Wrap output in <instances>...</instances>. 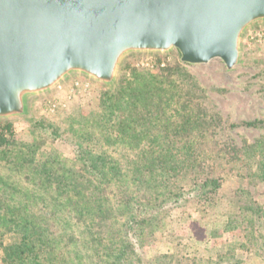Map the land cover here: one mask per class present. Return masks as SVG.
<instances>
[{"label": "trees", "instance_id": "16d2710c", "mask_svg": "<svg viewBox=\"0 0 264 264\" xmlns=\"http://www.w3.org/2000/svg\"><path fill=\"white\" fill-rule=\"evenodd\" d=\"M98 107L91 116L68 113L65 130L32 118L27 142L16 138L11 121L0 124V264H144L135 249L165 227L170 200L182 198L195 201L196 223L221 217L224 231L240 227L250 211L256 219L245 229L246 243H232L216 258L175 249L152 263L218 264L259 238L264 207L249 191L231 201L218 190L223 173H243V152L254 164L250 176L264 179V137L241 147L220 140V117L183 63L131 68L103 89ZM66 132L76 145L71 157L43 149Z\"/></svg>", "mask_w": 264, "mask_h": 264}, {"label": "water", "instance_id": "95a60500", "mask_svg": "<svg viewBox=\"0 0 264 264\" xmlns=\"http://www.w3.org/2000/svg\"><path fill=\"white\" fill-rule=\"evenodd\" d=\"M264 23V0H0V120L71 75L114 87L131 53L239 64L245 33Z\"/></svg>", "mask_w": 264, "mask_h": 264}, {"label": "rangeland", "instance_id": "374dc122", "mask_svg": "<svg viewBox=\"0 0 264 264\" xmlns=\"http://www.w3.org/2000/svg\"><path fill=\"white\" fill-rule=\"evenodd\" d=\"M260 27H264V23L255 24L245 33L240 50V62L231 70H227L218 59L206 64L183 63L205 89L215 112L220 117L218 123L221 125L218 129L222 131L219 133V139L231 138L238 147L264 137V42L257 40V37L249 39V33ZM175 60L180 61L177 50L168 53H131L122 60L118 78L122 73L128 75L133 67L155 71L158 61L166 65ZM103 89L109 87L82 75L69 76L59 87L35 98L27 117L10 120L16 138L26 142L32 140L28 129L29 120L32 118L43 116L65 130L68 113L79 109L84 115H93L99 109L98 100ZM6 121L9 120H0V124ZM247 121L259 122L256 126H250L244 123ZM50 148L71 157L76 145L71 140V134L66 132L63 139L43 145L44 150ZM114 155L120 156L119 153ZM242 157L240 166L243 173H223L218 196L231 201L237 197L243 199L242 191L245 190L250 192L254 204L264 207V179L252 178L250 172L254 169V164L246 152H243ZM0 171L5 172L4 167L0 166ZM170 201L161 221L164 223L166 217L165 227L155 229L145 244L135 249L146 261H143L144 264H160L162 261L152 263L151 260L159 254L169 253L175 249L190 254L198 252L202 256L216 258L226 253L230 244L246 243L245 229L249 230L250 223H254L256 219L250 211L245 210L239 218L241 226L224 231L221 230V217L218 220L205 219L202 223H196V203L192 198L185 201L182 198L178 202ZM222 208L231 210L230 202L222 203ZM263 219L257 221L255 225L259 238L250 240L245 247L236 246L234 256L229 261H221L218 264H264V246H260V242H264ZM178 240L180 243L176 245Z\"/></svg>", "mask_w": 264, "mask_h": 264}, {"label": "built area", "instance_id": "2783aa9c", "mask_svg": "<svg viewBox=\"0 0 264 264\" xmlns=\"http://www.w3.org/2000/svg\"><path fill=\"white\" fill-rule=\"evenodd\" d=\"M254 37H257V40L263 41L264 42V27H260L257 30H254L253 32L251 31L249 33V39H252ZM160 65L163 66L164 63L160 62Z\"/></svg>", "mask_w": 264, "mask_h": 264}]
</instances>
